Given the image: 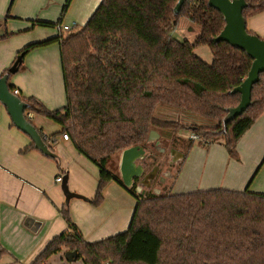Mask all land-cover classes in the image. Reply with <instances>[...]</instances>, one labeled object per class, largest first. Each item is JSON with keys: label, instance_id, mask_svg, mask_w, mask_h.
<instances>
[{"label": "trees", "instance_id": "trees-1", "mask_svg": "<svg viewBox=\"0 0 264 264\" xmlns=\"http://www.w3.org/2000/svg\"><path fill=\"white\" fill-rule=\"evenodd\" d=\"M208 1L186 0L177 16L178 0H102L83 27L18 53L24 62L35 49L60 46L66 106L50 111L33 98L22 100L30 104L27 116L41 115L61 127L51 137L39 130L51 149L53 140L67 135L99 168L96 197L90 201L94 206L104 202L110 183L124 187L120 169L111 166L113 159L148 145L151 131L158 129L163 138L182 143L177 132L190 129L200 137L199 145L221 135L229 157L237 160L239 141L263 115L264 73L253 86L251 106L224 131L228 110L241 101L240 94L231 92L248 77L253 60L243 50L213 41L226 23ZM72 2L65 1L57 23L35 21L34 26H61ZM246 2V21L264 12V0ZM182 18L199 28L194 42L175 36ZM71 44L67 60L65 49ZM204 46L213 53L210 64L195 52ZM168 64L176 69H163ZM9 87L15 92L10 82ZM159 106L208 123L183 125L158 118ZM193 146V141L186 145L188 150ZM30 149H36L34 143ZM126 189L137 201L128 230L88 242L63 209L71 231L54 238L32 264H47L63 251L76 252L84 264H264V194L225 188L185 193L168 188L153 194L139 193L136 186Z\"/></svg>", "mask_w": 264, "mask_h": 264}, {"label": "crops", "instance_id": "crops-1", "mask_svg": "<svg viewBox=\"0 0 264 264\" xmlns=\"http://www.w3.org/2000/svg\"><path fill=\"white\" fill-rule=\"evenodd\" d=\"M12 1L0 0V37H5L0 41V76L13 65L22 49L59 36L58 27L42 28L34 23H57L66 0H14L10 9ZM101 1L74 0L66 13V25L72 21L83 27ZM247 29L264 39V12L249 18ZM199 49L203 51L200 54ZM195 52L206 63L212 62L213 55L207 46ZM9 82L21 99L33 98L50 111L64 108L67 94L59 44L31 51L24 58L22 69L10 76ZM30 115L32 124L46 137L60 132L61 127L48 118ZM32 144L0 104V264H32L54 238L70 232L61 213L63 209H68L88 242L102 241L128 230L137 201L125 187L115 181L110 183L104 202L96 207L90 201L96 197L99 168L91 160L62 136L50 143L57 159L30 149ZM210 149L213 153L208 167L226 171L222 184L225 189L264 194V113L239 141L237 160L229 157L223 145H211ZM216 154L221 155L220 161ZM61 176L67 177L69 191L83 199L67 202L62 183L56 182ZM182 190L175 193L191 192ZM65 254L63 251L51 257L47 264H84L82 260L69 263Z\"/></svg>", "mask_w": 264, "mask_h": 264}, {"label": "water", "instance_id": "water-1", "mask_svg": "<svg viewBox=\"0 0 264 264\" xmlns=\"http://www.w3.org/2000/svg\"><path fill=\"white\" fill-rule=\"evenodd\" d=\"M186 0H178L174 8L175 15H179ZM209 5L220 12L225 20V28L221 34L213 41L215 43L225 42L236 49L243 50L253 63L248 77L231 94H240L241 101L235 108L228 110L227 116L223 120L224 131L226 126L241 116L252 104V89L260 80V75L264 73V39L250 34L247 30V21L243 16V11L248 7L246 0H209ZM23 62V54L19 55L13 65L0 78V104H2L14 126L30 137L34 146L42 154L49 158L57 159L58 156L50 146L45 142L39 130L29 120L26 112L30 108V104L22 100L18 95L14 94L9 87V78L19 72ZM160 134L152 131L149 135L147 143L159 144ZM173 163L184 159L185 155L180 151L173 150L171 152ZM146 158L144 147L137 146L125 150L121 156L120 172L125 188H131L134 184V179L139 178L144 173V168L137 164V161ZM150 179L154 178L152 174ZM62 188L66 196L67 202L73 198L83 199L81 196L73 194L67 186V177L63 179ZM141 188H139L140 192ZM65 259L69 263L76 262L78 256L76 252H66Z\"/></svg>", "mask_w": 264, "mask_h": 264}, {"label": "rangeland", "instance_id": "rangeland-1", "mask_svg": "<svg viewBox=\"0 0 264 264\" xmlns=\"http://www.w3.org/2000/svg\"><path fill=\"white\" fill-rule=\"evenodd\" d=\"M73 2L71 6H73ZM68 21L69 20L65 15L63 17L62 25H66ZM75 24H77L76 26H78L76 28L79 29L81 27V24L77 22ZM73 25L74 22L71 21V24H69V26H73ZM199 33L200 30L197 26L193 25L188 19L182 18L179 21L178 26L176 27L175 36L180 40H189L192 42L195 40L196 36ZM71 47L72 44L71 46L68 45L65 49L67 60L71 58L70 54L68 53V50H70ZM201 52H203L202 49H199L198 53L200 54ZM198 53L196 52L197 55H199ZM174 68L176 69V67H172L171 64L170 65L168 64L167 66L163 67V69L165 70L166 69L173 70ZM156 116L161 119L179 122L183 125H190L192 123L195 124L208 123L203 118L188 113H183L174 108H170L167 106L166 107L159 106L156 110ZM153 131H156L158 134L162 133V135H165L163 132H160L158 129H155ZM192 134L194 133H192L190 129L179 130L177 132V135L178 137L181 138L183 144L180 142H178L179 144L175 142L172 143L170 141L169 144H167L165 148L162 149L164 151L159 152L157 154L156 163H158L157 166L159 167L154 173L155 178L151 179V184L147 186L148 193L150 194L157 192L159 193L164 189V187L166 189L171 188L173 189V191L176 189L175 192L179 191V189H184L182 191H195V190H207V189L224 187L222 184H224L223 178L225 176L226 171L225 170L216 171L215 169L208 167L207 164V162L210 159L211 152L213 153V150L210 149V146L224 144V138L221 135H218L215 138L211 139L209 143L202 142L203 143L202 145H199L200 140L193 141L194 146L192 147V149L188 150L186 145H189V143L192 141L191 140ZM176 137L177 136H175V138ZM165 139L167 138L165 137ZM165 143H167V141H165ZM174 149L176 151H180V152L182 151L183 154L186 155L187 157H184V159H180L178 162H175L171 165L170 164L172 162L171 152ZM121 156L122 155H120L119 157H115L111 163V166L116 171L120 169ZM216 158L218 159V161H220L221 155L216 154ZM200 163H202V166H200ZM176 183L178 185L175 188Z\"/></svg>", "mask_w": 264, "mask_h": 264}, {"label": "flooded vegetation", "instance_id": "flooded-vegetation-1", "mask_svg": "<svg viewBox=\"0 0 264 264\" xmlns=\"http://www.w3.org/2000/svg\"><path fill=\"white\" fill-rule=\"evenodd\" d=\"M165 141H167V143H165ZM169 142H170L169 139H165V138H163L161 136L160 139H159V144H157V143H149L148 145H146L144 147L145 152H146V158L143 159V160L137 161V164L144 168V173H143V175L141 177L135 178L134 179V184H133V186H136L137 192H139V188H141L139 193L148 194L147 186H149L151 184V179L149 177L152 174L154 175L155 171L159 167V166H157L158 163H156V156H157V154L159 152H163L164 151L162 149L165 148V146L167 144H169ZM170 164L171 165L173 164V159H172V162ZM163 185H164V183H163ZM163 190H166V188L164 187Z\"/></svg>", "mask_w": 264, "mask_h": 264}, {"label": "built area", "instance_id": "built-area-1", "mask_svg": "<svg viewBox=\"0 0 264 264\" xmlns=\"http://www.w3.org/2000/svg\"><path fill=\"white\" fill-rule=\"evenodd\" d=\"M74 26L76 25H73V26H69V25H61L57 28V30L59 31V33L61 34L62 32H69L71 30L74 29ZM14 94L18 95V91H15ZM29 118H31V115H28ZM63 138L65 140H69L68 136L67 135H64ZM191 140L192 141H199L200 140V137L196 134H192L191 135ZM57 183H62L63 182V177H59L57 178L56 180Z\"/></svg>", "mask_w": 264, "mask_h": 264}]
</instances>
